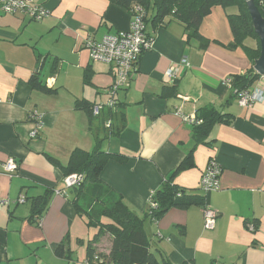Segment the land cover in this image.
<instances>
[{"label": "crops", "instance_id": "obj_1", "mask_svg": "<svg viewBox=\"0 0 264 264\" xmlns=\"http://www.w3.org/2000/svg\"><path fill=\"white\" fill-rule=\"evenodd\" d=\"M35 3L50 10V17L32 23L26 14H8L0 6V165L10 157L19 162L13 178L0 174V202L7 201L0 204V264H90L88 242L96 228L78 214L69 191L61 190L65 178L46 155L65 165L74 148H94L93 131L105 135V114L90 122L75 108L78 99L106 104L116 80L111 66L91 59L85 41L127 31L133 16L108 0ZM229 14L230 9L215 7L201 25L202 34L228 44ZM148 32L155 38L154 47L143 55L128 88L116 95L128 103L127 126L104 142L106 151L125 153L128 160L109 161L102 181L140 215L152 193L168 180L188 193L206 195L207 208L218 214L214 229L205 227L200 206L171 208L150 224L154 248L172 264H264V100L241 107L226 83L249 70L251 61L242 48L231 51L212 42L200 49L175 20L157 28L149 23ZM45 34L52 39L42 45ZM247 44L258 47L253 38ZM185 59L189 66L182 64ZM54 61L57 70L51 72ZM88 68L90 82L84 84ZM36 70L49 88H58L56 95L31 87ZM170 70L178 94L165 100L161 95L172 83L166 75ZM254 86L264 89V78ZM206 106L231 114L232 120L212 127L210 147H194L191 121ZM33 111L42 115L35 137ZM192 149L193 165L180 169ZM211 158L220 169V189L204 194L200 180ZM50 188L56 192L41 224L30 223L31 197ZM66 239L72 260L55 254ZM111 245L108 233L93 244L95 251L107 253Z\"/></svg>", "mask_w": 264, "mask_h": 264}, {"label": "trees", "instance_id": "obj_2", "mask_svg": "<svg viewBox=\"0 0 264 264\" xmlns=\"http://www.w3.org/2000/svg\"><path fill=\"white\" fill-rule=\"evenodd\" d=\"M108 1L127 10L132 16L138 13V9L145 11L147 14L145 24L149 36H152L148 32L149 23L154 28H157L175 20L183 25L187 40L197 42L202 50L208 48L212 42L220 44L231 51L238 48L244 49L252 67L244 74L235 75L230 79L231 90L237 100L239 99L238 93L252 91L257 87L254 85L263 79V76L257 73L254 68L255 62L261 54V45L260 39L254 30L247 0ZM261 1L254 0V3L264 17V6ZM215 7L238 8L237 13L227 15L232 36L228 44H223L215 39H208L200 30L204 19L212 13ZM250 38L258 41V47H251L247 44ZM40 59L41 57L38 56V61ZM140 62L136 71H138ZM56 70L57 61H54L51 72H56ZM91 73L92 70L88 68L84 84L90 82ZM174 80L172 79V83H167V86L163 89V94L161 95L163 99L170 100L177 97L178 87L177 82ZM29 84L34 90H39L50 96L58 93V88H49L47 86L46 82L41 78L39 70L32 74ZM128 86L119 88L115 96L112 99L110 97L109 101L112 102L111 104L109 101L106 104H98L85 99L76 101L75 108L84 111L90 122L93 121L94 117L97 118L102 113L105 114L104 122L107 123V128L104 130L105 135L101 137L96 131H93L96 141L92 150L74 148L70 154L69 162L65 165L54 157L48 155L46 157L51 164L61 170L64 178L74 174L80 177L73 187L67 189H65V184L62 182L63 187L61 190L63 192L69 191L68 196L76 207L78 214L85 218L88 225L96 228V234L88 242L87 261L90 264H172L158 248H154L155 242L152 239L150 224L161 219L171 208L186 209L191 206H200L205 210L207 208V198L206 195L188 193L185 189L174 184L172 180H168L152 193L146 212L140 215L125 203L122 195L102 181V171L109 161L126 162L128 160V156L125 153H115L104 149L106 138L119 135L127 126L126 108L128 103L120 102L116 95L119 91L127 89ZM96 107L101 108L98 115L94 114ZM30 118L37 126L31 133L35 137L42 124V115L38 111H33ZM231 120V114L218 111L213 106L198 109L196 120L191 124L194 147L199 145L210 147L212 141H209L208 137L212 127L218 123H230ZM193 150L181 161L180 169L189 168L193 165ZM209 161H213V158ZM55 192L54 188H50L46 189L41 195L31 197V210L28 218L30 223L41 224L48 210L50 198ZM204 194L207 193L204 192ZM105 233L110 234L112 237L111 248L108 253L97 252L93 244ZM67 245L68 241L66 239L56 248L55 254L59 258L72 260L73 252Z\"/></svg>", "mask_w": 264, "mask_h": 264}, {"label": "built area", "instance_id": "obj_3", "mask_svg": "<svg viewBox=\"0 0 264 264\" xmlns=\"http://www.w3.org/2000/svg\"><path fill=\"white\" fill-rule=\"evenodd\" d=\"M264 6V3H262ZM1 10L8 14L24 13L34 21H42L50 16V10L42 5L35 3V0H0ZM133 16L130 28L127 31H120L114 34H106L101 39L89 38L85 41V46L90 53V57L95 62H100L111 66L116 75L113 86L109 89V94L115 96L119 88L129 85L136 68L142 56L154 47L155 39L147 34L145 18L147 14L140 9ZM182 64L189 66L187 59ZM169 80L175 79L174 71L167 72ZM264 78V76H263ZM231 88L230 79L226 81ZM238 104L241 107L251 108L256 102L264 100V89L257 86L252 91H243L238 93ZM110 102V101H109ZM112 102H110L111 104ZM100 107H96L94 114L98 115ZM185 121L190 122L191 117H185ZM195 120V119H194ZM193 120V121H194ZM191 121V122H193ZM19 168L18 162L10 157L6 162L0 165V174L13 178ZM220 169L214 161L209 164L200 180V187L205 193L215 192L220 189L218 176ZM80 177L77 174L65 178L64 183L67 188L73 187ZM20 202H25V197H21ZM7 201H1L0 204H6ZM217 212L206 208L204 211L205 227L214 229L216 226ZM253 230V227H250Z\"/></svg>", "mask_w": 264, "mask_h": 264}, {"label": "water", "instance_id": "obj_4", "mask_svg": "<svg viewBox=\"0 0 264 264\" xmlns=\"http://www.w3.org/2000/svg\"><path fill=\"white\" fill-rule=\"evenodd\" d=\"M249 12L253 21V26L256 34L260 39L261 54L255 62V70L260 75L264 76V17L260 13L254 0H247Z\"/></svg>", "mask_w": 264, "mask_h": 264}, {"label": "rangeland", "instance_id": "obj_5", "mask_svg": "<svg viewBox=\"0 0 264 264\" xmlns=\"http://www.w3.org/2000/svg\"><path fill=\"white\" fill-rule=\"evenodd\" d=\"M219 9H221V8H219ZM229 9H230V12L231 13H234L233 12V10H234V7H232V8H228V11H229ZM222 10V9H221ZM221 10H218V11H221ZM28 16V15H27ZM48 17H50V16H48ZM46 19V18H45ZM28 20H30V17L28 16ZM28 20H27V22L26 23H28ZM43 21V20H42ZM42 21H37V22H42ZM37 22H35V21H33L32 23H37ZM50 37H51V39H52V36L51 35H48V34H45L42 38H43V40L41 41V44L42 45H45V43L46 42H48V40L50 39ZM250 39H248V41H249ZM195 42V41H194ZM48 66H49V63L47 64ZM202 191V190H201ZM203 192V191H202Z\"/></svg>", "mask_w": 264, "mask_h": 264}]
</instances>
